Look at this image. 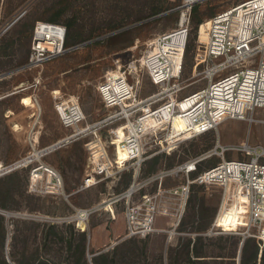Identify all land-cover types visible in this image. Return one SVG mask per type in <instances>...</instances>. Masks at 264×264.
<instances>
[{
  "label": "rangeland",
  "instance_id": "obj_1",
  "mask_svg": "<svg viewBox=\"0 0 264 264\" xmlns=\"http://www.w3.org/2000/svg\"><path fill=\"white\" fill-rule=\"evenodd\" d=\"M241 1L206 0L199 5L200 22L190 16L182 63L181 95L200 89L207 82L198 69H194L199 39L204 38L202 31L198 36L199 25L217 12ZM181 3L182 0H0V161L3 166H7L25 157L24 162L31 159L28 165L18 166L0 175L4 177L16 171L10 187L0 190V214L6 221L0 258L8 264H76L82 246L85 264H105V258L109 264H164L167 250L163 247L162 240L165 237L162 233H152L143 238H125L105 250L99 247L98 253L92 254V230L100 224L103 240H99L100 236L95 233L96 246L114 243L116 230L112 232L106 225L114 218L118 223L122 222L125 202L143 192L152 191L158 180L145 185L143 181L202 153L212 147L217 138L224 145L239 146L244 142L264 144V109L256 108L250 114L251 120L225 119L217 128L182 141L168 151L164 143L163 147L154 144L139 161L122 167L112 166L108 172L98 176L99 182L95 185L81 188L83 182L79 185L80 180L87 174L90 165L85 143L91 137L78 138L50 153L41 151L48 145L36 147L29 140L36 124L39 126L37 129L48 133L44 138L45 144L50 142L51 145L70 133V129L62 126L56 114L54 104L59 99L76 97L86 116L84 123L101 119L107 111L100 99L98 85L104 81L106 74L116 70V66H121L122 71L126 70L129 63H138L149 41L176 28L182 11ZM17 14H23L21 19L25 20L15 23V26L12 23L7 25ZM51 18L56 19L53 22L66 27L67 50L41 65L28 68L25 63L30 52L31 37L27 26L32 24L33 30L35 21ZM129 77L140 79V95L156 90L146 71L139 65ZM32 111L36 115L31 118L28 115ZM33 120L35 122L28 127ZM117 125L108 123L96 131L95 142L101 145L100 154L107 152L114 158V144L109 142L108 137L115 138L110 129ZM14 128L20 130L15 131ZM105 138L107 143L104 142ZM35 152H39L40 156L32 160L36 158L33 155ZM236 156L240 157L234 152L225 153V158ZM219 160V155H214L203 160L199 169ZM40 164L54 169L61 182L58 188L50 189L44 176L33 190H29L30 171ZM179 179L166 177L162 184L171 185ZM133 183L142 185L130 197L126 196L125 191ZM200 189L196 185L192 187L186 217L194 214V208H203V213L198 216L204 227L215 216L216 201L205 198ZM114 197L120 199L112 203ZM3 200L5 205L1 203ZM104 201L110 204L106 209L102 206ZM93 206L99 209L88 217L87 229L84 231L86 239L82 242L80 230L77 233L69 218L76 209ZM234 241L228 239L226 246L232 249ZM255 247L254 244L243 247L240 261L255 257L256 264H261L264 253L258 261ZM99 254L103 256L97 257Z\"/></svg>",
  "mask_w": 264,
  "mask_h": 264
},
{
  "label": "built area",
  "instance_id": "obj_2",
  "mask_svg": "<svg viewBox=\"0 0 264 264\" xmlns=\"http://www.w3.org/2000/svg\"><path fill=\"white\" fill-rule=\"evenodd\" d=\"M203 1L206 0H182L177 27L149 41L138 63L131 62L122 71L118 66L114 74L98 85L107 111L101 119L84 123L85 113L74 96L55 102L58 119L70 133L55 141L53 147L51 144L41 151L48 153L78 138L91 137L85 143L90 165L81 188L95 185L99 182L98 176L112 166L122 167L139 161L154 144L163 147L164 143L168 151L182 141L217 128L225 119L251 120L250 114L256 108L264 109V0H243L199 25L198 36L202 31L204 38L199 39L194 69H198L207 82L200 89L180 94L190 11L194 4ZM179 30L183 33L180 36L177 35ZM65 34L66 27L58 22L35 21L25 66L32 68L63 54L67 50ZM136 64L146 71L150 82L156 86L155 91L140 95V79L129 77L137 71ZM108 123L118 124L110 129L115 136L111 144L114 150L120 148L122 158L115 155V151L114 158L107 152L99 153L101 145L95 142L96 131ZM119 130L123 131L122 135ZM227 152L240 157L225 158ZM214 155H219L220 160L200 170V163ZM22 160L24 158L19 160V166L30 162ZM44 170L52 173L51 177L48 178ZM38 173L42 176L36 181ZM44 176L50 189L61 184L54 169L40 164L30 171L29 190ZM166 177L180 179L163 185ZM152 181H157L152 191L125 202L122 222L112 217L113 221L106 225L112 232L116 230V237L114 243L105 244L103 250L130 237L143 238L152 233H166L171 237L182 222L192 187L196 185L205 198L216 201L215 216L207 234L237 235L239 252L254 244L260 259L264 253V144L224 145L217 138L212 147L152 175L142 184ZM142 184H131L130 187L136 185V188L126 196L130 197ZM119 199L114 197L111 202ZM98 209L95 206L78 208L69 220L77 230L85 231L88 217Z\"/></svg>",
  "mask_w": 264,
  "mask_h": 264
},
{
  "label": "crops",
  "instance_id": "obj_3",
  "mask_svg": "<svg viewBox=\"0 0 264 264\" xmlns=\"http://www.w3.org/2000/svg\"><path fill=\"white\" fill-rule=\"evenodd\" d=\"M22 16L23 14H17L7 25L12 23L11 25L15 26V23L18 24L24 21L25 19H21ZM47 21H56V19L51 18ZM27 28L31 37L32 24H29ZM35 115L36 112L32 111L28 116L32 118ZM34 122V120L31 121L28 127H31ZM18 124L20 125L21 123L19 122ZM37 128H39V126L36 124L31 130L29 140H31L36 147L50 145V142L47 144H45L46 142L44 143V138L48 133H46L45 130ZM14 130L18 131L20 129L14 128ZM23 142H25V137ZM48 165L51 164L48 163ZM85 176L84 174L79 185L83 182ZM70 194L71 192L69 195ZM187 210L189 209H186L185 217L182 219L183 221L175 234L168 237L166 233H162L165 237V239L162 240L163 247L167 250V257L166 259L164 257V264H240V252L238 249L239 236L234 234H207L206 231L211 223L209 222L203 227L202 220H200L198 216L203 213V208H194V214L190 217H186L189 213ZM231 238L235 239L232 249L226 246V241Z\"/></svg>",
  "mask_w": 264,
  "mask_h": 264
},
{
  "label": "trees",
  "instance_id": "obj_4",
  "mask_svg": "<svg viewBox=\"0 0 264 264\" xmlns=\"http://www.w3.org/2000/svg\"><path fill=\"white\" fill-rule=\"evenodd\" d=\"M200 3L201 2H199V3H196V4H194L192 7H191V13H190V16L196 21V22H200V16H199V5H200ZM202 27V26H201ZM16 171H13V172H11V173H9V174H7V175H5L4 177H0V190L2 189V188H9L10 187V185H11V183L14 181V177H15V173ZM3 205H5V201L3 200L2 202H1ZM185 217V216H184ZM184 217H183V219H184ZM183 221V220H182ZM182 223V222H181ZM100 225V224H99ZM99 225H97L96 227H94L93 228V230H92V232H93V236L91 235V240H90V249L93 251L92 252V254H94V253H98V248L99 247H104V245H100V246H96V244H95V240H94V236H95V233H96V235H98V237L100 236V238H98L99 240H103V238L101 237L102 235H101V227L99 226ZM71 227V229H72V226H70ZM205 227V226H204ZM209 228V227H208ZM71 229H70V233H71V236L70 237H72V231H71ZM5 233H6V221H5V217L2 215V214H0V246H2L3 245V240H4V237H5ZM77 233H78V230H77ZM79 236H80V239H81V241L82 242H84L85 241V239H86V233L84 232V231H79ZM75 234V233H74ZM100 243H105V242H100ZM106 244V243H105ZM104 249V248H103ZM102 250V248H100V251ZM242 251H243V249H242ZM240 253H241V251H240ZM241 255V254H240ZM99 256H103V254H99V255H97V257H99ZM96 257V258H97ZM104 257H106V256H104ZM96 258H95V260H96ZM250 261V262H249ZM82 262V263H81ZM0 263L1 264H8L5 260H3V259H1L0 258ZM79 263H81V264H85L84 263V261H83V246H82V249L80 250V252H79V259L77 260V262H76V264H79ZM95 263H96V261H95ZM97 264V263H96ZM105 264H109V262H108V259L107 258H105ZM240 264H256V259H255V257H253V258H251V259H248L247 261H240ZM261 264H264V258H262L261 259Z\"/></svg>",
  "mask_w": 264,
  "mask_h": 264
},
{
  "label": "bare ground",
  "instance_id": "obj_5",
  "mask_svg": "<svg viewBox=\"0 0 264 264\" xmlns=\"http://www.w3.org/2000/svg\"><path fill=\"white\" fill-rule=\"evenodd\" d=\"M182 34H183V33H182V30H179V31L177 32V35H178V36H180V35H182ZM117 70H118V66H116V70H115V71H112V72H109L108 74H106V77L112 75V73H113V72H116ZM186 104H187V103H186ZM120 129H121V128H120ZM119 133L122 135V134H123V131H122V130H119ZM108 139H109V142H112V139H110L109 137H108ZM104 142L107 143L108 140L105 138V141H104ZM54 145H55V144L51 145L50 147H53ZM114 151H115V154H116L118 157H120V158L123 157V154H122L120 148L116 147ZM33 155H35L36 158H33L32 160L39 158L40 153H39V152H35ZM25 158H26V157H25ZM25 158H24V159H25ZM22 161H23V160H22ZM27 161H31V159L28 158ZM2 169H3V165H2V163H1V161H0V171H1ZM44 173L48 176V178L51 177V175H52V173L48 172L47 170H44ZM41 176H42V174H41V173H40V174L38 173V174H37V179H38V180H36V181H39V179H40ZM34 179H35V176H34ZM135 188H136V185L130 187V188L125 192V194H126V195H129L130 192H132ZM105 203H106V204H105ZM108 205H110V204H109L107 201H104V202L102 203L103 209H106Z\"/></svg>",
  "mask_w": 264,
  "mask_h": 264
},
{
  "label": "water",
  "instance_id": "obj_6",
  "mask_svg": "<svg viewBox=\"0 0 264 264\" xmlns=\"http://www.w3.org/2000/svg\"><path fill=\"white\" fill-rule=\"evenodd\" d=\"M20 165V161L17 160L15 162H12L11 164L7 165V166H3V169L0 171V175L8 172V171H11L15 168H17L18 166ZM129 189V188H128ZM7 215H10L9 212H6Z\"/></svg>",
  "mask_w": 264,
  "mask_h": 264
}]
</instances>
